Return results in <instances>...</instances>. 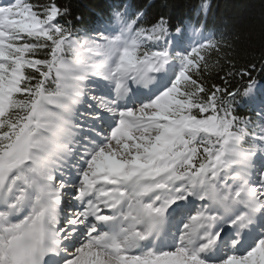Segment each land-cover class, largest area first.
<instances>
[{
    "label": "snow or ice",
    "instance_id": "6c2138e0",
    "mask_svg": "<svg viewBox=\"0 0 264 264\" xmlns=\"http://www.w3.org/2000/svg\"><path fill=\"white\" fill-rule=\"evenodd\" d=\"M108 9L0 3V264H264V83L211 75L202 23Z\"/></svg>",
    "mask_w": 264,
    "mask_h": 264
},
{
    "label": "trees",
    "instance_id": "16d2710c",
    "mask_svg": "<svg viewBox=\"0 0 264 264\" xmlns=\"http://www.w3.org/2000/svg\"><path fill=\"white\" fill-rule=\"evenodd\" d=\"M70 8L68 19L80 26L77 17L84 25L92 23L98 16L109 13L108 5L113 0H60ZM136 7H142L148 18L160 14L178 23L191 20L202 23L206 31H212L213 36L221 41V47L226 55L231 57V63L225 59V53L219 57L213 56L212 63L220 60L219 72L223 77L228 71L247 67L257 80L264 83V0H207L209 10L200 11L202 0H128ZM255 64L256 68L251 69ZM222 68V71H221ZM239 79V77H237Z\"/></svg>",
    "mask_w": 264,
    "mask_h": 264
},
{
    "label": "bare ground",
    "instance_id": "6f19581e",
    "mask_svg": "<svg viewBox=\"0 0 264 264\" xmlns=\"http://www.w3.org/2000/svg\"><path fill=\"white\" fill-rule=\"evenodd\" d=\"M2 2H6V0H0V3H2Z\"/></svg>",
    "mask_w": 264,
    "mask_h": 264
}]
</instances>
